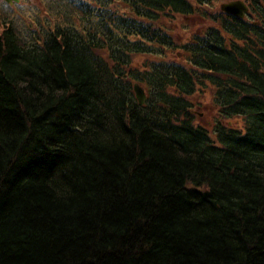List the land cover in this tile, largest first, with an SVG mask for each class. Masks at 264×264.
<instances>
[{"label": "trees", "instance_id": "obj_1", "mask_svg": "<svg viewBox=\"0 0 264 264\" xmlns=\"http://www.w3.org/2000/svg\"><path fill=\"white\" fill-rule=\"evenodd\" d=\"M245 1L112 0L33 44L0 23V264H264V0Z\"/></svg>", "mask_w": 264, "mask_h": 264}, {"label": "rangeland", "instance_id": "obj_2", "mask_svg": "<svg viewBox=\"0 0 264 264\" xmlns=\"http://www.w3.org/2000/svg\"><path fill=\"white\" fill-rule=\"evenodd\" d=\"M218 0L214 4H218ZM230 1V0H227ZM90 0H25L24 10L17 9L14 12L5 11L3 5L0 4V23L10 25L15 30L20 39L25 42L34 43L39 41L43 37H46L50 30L56 27L72 26V28L81 25V28L85 25L92 26L93 21L96 25H100L103 21L98 18V15H105L109 17L110 12L107 10L108 5L112 3V0H95L100 5V9H93L90 11L88 5ZM27 9H31L28 12ZM95 11V12H94ZM93 14L92 19L87 20L89 16ZM247 16L245 17V19ZM108 19V18H107ZM197 17L191 18L186 22L177 24H171L173 27H181L179 30L173 31V36L179 39L180 44L189 41L195 32L192 30L198 29V26L194 24ZM188 39V40H187ZM155 59L173 58L171 53L167 49L153 50ZM177 52V49H174ZM138 61L143 60L144 56L138 55ZM139 65V64H138ZM141 65V64H140ZM144 88V103L150 99L155 98L154 91L149 87ZM203 90L204 94L198 96L197 94ZM193 96L192 111L196 121L212 129L215 126V121L218 119L216 108L212 102V89L210 86H206ZM240 124L238 119H232L230 124Z\"/></svg>", "mask_w": 264, "mask_h": 264}, {"label": "water", "instance_id": "obj_3", "mask_svg": "<svg viewBox=\"0 0 264 264\" xmlns=\"http://www.w3.org/2000/svg\"><path fill=\"white\" fill-rule=\"evenodd\" d=\"M220 9L223 12L238 18H243L244 15L248 12V6L243 0H231L221 3ZM133 91L138 104L142 105L145 98L143 88L139 84L135 83L133 85Z\"/></svg>", "mask_w": 264, "mask_h": 264}, {"label": "clouds", "instance_id": "obj_4", "mask_svg": "<svg viewBox=\"0 0 264 264\" xmlns=\"http://www.w3.org/2000/svg\"><path fill=\"white\" fill-rule=\"evenodd\" d=\"M0 4L3 5L5 11L14 12L17 9L24 10L25 0H0ZM31 12V9H27Z\"/></svg>", "mask_w": 264, "mask_h": 264}]
</instances>
